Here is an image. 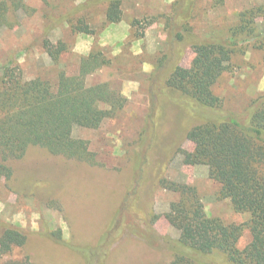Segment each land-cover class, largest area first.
<instances>
[{
    "label": "rangeland",
    "instance_id": "obj_1",
    "mask_svg": "<svg viewBox=\"0 0 264 264\" xmlns=\"http://www.w3.org/2000/svg\"><path fill=\"white\" fill-rule=\"evenodd\" d=\"M191 1L187 22L195 39L226 35L242 9L261 2L222 0L214 5V0ZM176 2L120 0L122 16L109 22L105 16L108 0H27L26 7L15 12L13 24L0 30V65L12 60L26 78L37 74L53 78L62 69L77 73L80 57L99 48L109 63L89 74L88 84L106 82L125 98L123 107L98 128L73 130L74 136L88 141L94 163L50 154L38 147H30L23 157L7 162L11 175L0 177V223L18 227L28 238L24 247L0 253V264H84L76 252L41 238L39 233L60 231L65 241L95 242L100 225L107 220L108 207L124 196L142 205L150 226L160 235L178 237L179 230L164 217L178 194L160 186L152 189L148 180L157 156L155 146L178 138L181 134L176 133L183 124L179 105L172 104L170 96L161 91L166 58L161 66L158 62L169 52L166 23L176 12ZM79 19L87 23L91 33L73 30ZM255 29L264 30L261 17L256 19ZM43 37L53 44L65 42L67 49L56 61L43 47ZM179 47L183 50L179 63L187 67L193 52L187 42ZM229 65L213 90L227 109H239L264 90L262 52L238 46ZM155 103L160 107L159 118H155ZM196 117L191 114L186 119L197 124ZM149 122V138L160 139L153 147L148 142L142 144ZM181 147L191 149L192 143L184 138ZM165 177L196 187L207 215L236 223L246 220L247 214L235 212L228 199L218 198L219 184L208 176L206 165H186L177 154ZM127 186L129 195L124 194ZM152 214L158 216L153 218ZM2 230L0 225V234ZM242 240H248L247 232ZM157 241L147 245L125 232L111 244L103 264H169V251L162 240ZM100 254L95 249L90 264H98Z\"/></svg>",
    "mask_w": 264,
    "mask_h": 264
},
{
    "label": "trees",
    "instance_id": "obj_2",
    "mask_svg": "<svg viewBox=\"0 0 264 264\" xmlns=\"http://www.w3.org/2000/svg\"><path fill=\"white\" fill-rule=\"evenodd\" d=\"M26 1L0 0V30L13 24L15 12L24 9ZM221 1L214 0V5ZM191 2L177 0L174 5L176 12L168 16L166 23L169 52L158 60L160 66L165 58L167 62L161 91L182 110L179 114L183 124L176 136L181 135L169 142L149 138L150 124L155 120L152 118L144 130L147 137L142 138L144 146L148 142L153 147L154 142H159L154 148L157 156L151 163L148 180L152 189L160 186L178 194L164 217L179 230V235H160L150 226L151 220L142 205L125 196L108 207L107 220L100 225L95 242L65 241L60 231L39 233L41 238L76 252L84 264H90L95 249L101 252L98 264H103L111 244L125 232L147 245L162 240L170 253L169 264H264V90L239 109H227L213 90L218 78L230 68V59L238 46L258 49L264 59V30L255 29L256 19L264 20V0L242 9L226 35L203 39H195L187 22ZM105 12L107 21H119L120 0H108ZM78 22L73 30L92 32L82 19ZM42 40L54 61L67 49L64 41L53 44L47 38ZM183 42L193 52L187 67L179 63L183 55L179 46ZM108 63L102 51L95 48L80 57L77 73L68 74L62 69L53 78L40 74L26 78L12 60L0 65V177L9 178L11 168L7 162L23 157L30 147L95 162L88 141L74 136L73 130L98 128L104 119L113 117L123 107L125 98L108 83L87 82L89 74ZM154 106L157 118L160 107L156 103ZM191 114L199 119L197 124L186 119ZM184 138L192 143L191 149L181 147ZM177 154L182 155L186 165H206L208 176L219 184L218 198L228 199L235 212L247 214L246 220L236 223L207 215L196 187L166 178V168ZM127 187L124 194L129 195L131 189ZM157 216L152 214L153 218ZM0 225L1 254L26 245L25 231L5 222ZM244 232L248 233L245 242Z\"/></svg>",
    "mask_w": 264,
    "mask_h": 264
}]
</instances>
